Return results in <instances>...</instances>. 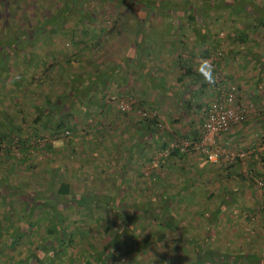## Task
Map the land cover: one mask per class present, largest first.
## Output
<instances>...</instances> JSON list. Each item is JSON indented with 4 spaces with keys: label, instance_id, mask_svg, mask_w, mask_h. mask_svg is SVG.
Returning a JSON list of instances; mask_svg holds the SVG:
<instances>
[{
    "label": "rangeland",
    "instance_id": "obj_1",
    "mask_svg": "<svg viewBox=\"0 0 264 264\" xmlns=\"http://www.w3.org/2000/svg\"><path fill=\"white\" fill-rule=\"evenodd\" d=\"M208 5H212V10L209 13H204L202 18H198L197 13L191 22L197 24L195 29L201 28L202 32L204 31L205 43L199 47L198 51H195L193 44L180 47V50L185 51L179 53V58L191 56L192 62L197 65L192 69L198 71L203 81L209 83L211 79L209 80L207 74L211 73L213 76L214 73L208 71L201 60L206 58L204 57L205 53L210 56L220 50L221 56L217 59V63L220 62L221 66L216 64L215 72L222 76L220 79L224 82L236 85L237 101L252 103L253 116H248L244 122L226 131L232 134L230 137L234 141L207 143L211 149L217 146L220 150L215 163L207 162L199 152L187 155L195 158L194 161L198 168H203L200 173L196 172V179H191V174L188 175L189 180L185 178V175L180 178L178 174L185 168L181 167L177 172L170 168L172 166L161 163L160 159L167 154L168 150L162 151L159 147L161 150L157 152V159L152 157L150 164H146V169L144 168L146 172L142 171V175L138 177L142 182L135 183L136 185L132 184L131 172L135 174L144 165L141 164V161L137 162L136 159L134 162L130 161L131 163L124 170L126 185H123L120 195L125 202L139 203V200L149 199L158 204L163 200L165 194L170 195L176 191L178 196L172 210L174 219L180 221L181 224L183 222L186 224L187 230L194 233L197 244L207 237L208 244L204 248V252L209 255V260L204 259L205 262H203L199 258L201 264H212L218 259L222 260L217 264H224L226 261L230 264V258L238 262L245 259L243 256L251 257L254 254L264 262V186L258 184L264 180V160L261 161V158H264V151L257 148L259 138L264 132V25L260 23V20L264 21V16L258 15L260 11L264 12V8L259 10L258 4L253 0H0V45H6L5 42L9 43L14 37L20 36L19 29H23L24 40H26L22 48L10 54L6 68L3 69L0 76V117L6 118L10 125L22 120V126L26 130L24 133L12 130L10 127V130H7L6 127H1L0 123V178L2 177L5 182V186L2 188H7L9 191L10 188H13L10 186L13 185L21 186L20 188L23 189L28 186L32 192L37 191L47 185V180L51 176L50 169L55 165L60 170L54 174L53 180H67L71 190L76 194L117 193L118 185L115 184V181L120 169L119 161L121 159L119 158L127 149L126 140L116 139L117 141L111 146L100 144L108 141L105 136L115 137V134H118L114 130L107 132V128L102 127L105 126V120H101L93 127L74 126V121L72 125L68 124L67 135H61L60 130L53 133V130L56 129L48 124L40 132L39 138L35 139L32 131L38 122H33L36 112L32 109V101L41 100L43 90L46 92L56 91V88H52L50 83L47 84V87L39 89L35 86L36 80L46 72L52 71L51 73L55 72L54 78L57 75L61 81L65 80L63 75L70 68L94 67L95 59L100 60L99 58H101V62L103 59V56L98 54L101 49L100 45L104 46L101 51L105 57L108 56L107 54L114 56L116 54L113 52L114 49L106 48L107 42L110 40L117 42L115 39L121 40L123 36L129 35L132 32L130 29L137 19L142 18V9L156 12L155 15L149 17V23L154 27L151 37L153 36L155 45L158 44L160 48L161 44L169 40L176 43L172 38L177 39V36L178 38L182 36L181 32H179V36L175 30L180 31L189 24L187 10L197 11L196 7ZM177 11L182 13L179 14ZM159 13L161 14L159 15ZM82 21L85 22V30L81 29ZM159 25H162L160 29L166 30L167 32H165L171 37L163 36L166 33L162 30L159 31ZM97 27H102L103 30L96 31ZM110 27H112V32H108ZM184 29L186 30L184 38L192 40L191 31L194 27L193 29L188 27ZM81 39L83 42L88 39L86 43L92 42V46L95 45V47L90 48V46H84V43L79 44L78 40ZM191 42L195 43L194 40ZM138 52V49L136 52L132 50L129 59L137 60ZM194 52L196 53L193 54ZM199 52H204V54L200 55ZM157 55L161 61L162 58H167L162 53ZM59 57L61 59L74 57L76 61H72L73 64L67 67L63 65L57 67L58 61H54ZM225 60L226 63H224ZM165 69H168V66ZM178 69L181 70L180 67ZM158 75L160 74L158 73ZM185 78L187 79L186 76ZM202 79L197 80L196 83L202 82ZM215 81L214 79L212 81L214 89ZM26 91L29 93L27 94ZM207 91L208 89L204 90V95L198 94V101L209 100ZM20 92L21 94H19ZM109 96L131 102L132 109L127 112L133 111L134 106H137L135 98L120 97L114 92H107L102 95V98L110 104L113 116H124L127 112H120L113 102L107 101ZM155 99V104L158 107L160 104L157 93ZM202 103L200 104L202 105ZM151 104L152 106H137V109L138 107L143 108L155 112L159 117L162 116L157 107L155 108L154 104ZM38 105L42 106L43 104L41 102ZM168 107H171L168 116L172 117V114L177 117L178 109L172 111L173 106L168 105ZM56 114L57 110H52L47 119L43 120L42 118L41 121L53 122ZM198 115L199 111L193 110L190 118L197 120ZM138 118L140 117L138 116ZM75 119L81 120L77 117ZM238 128L241 130L239 133L235 130ZM2 130H4V135H1ZM90 130L92 134H90ZM84 136L88 137V142H83ZM99 136H104L105 139H100V141ZM82 137L83 139H81ZM89 137L94 138L93 141ZM182 140L195 141L177 137L171 141L170 145H178L177 143ZM25 144H27L28 151L24 153L22 149ZM48 144L51 148H48ZM101 146L103 147L100 148ZM238 148L246 152L245 155L234 156L231 159L229 154L239 152ZM104 151L110 158L108 162H117V166H104L101 155ZM237 158L239 159L236 160ZM250 163L255 165L252 167L253 169L263 175L249 183L248 180L252 172ZM233 165L236 167L232 169ZM182 166L189 167V161L186 160ZM151 167L158 170L156 179L147 176V169ZM215 168H231L228 171L230 173L227 176L228 179L225 178L226 182H223L226 186L237 187L236 192L231 194L233 200L229 205H219L221 202L219 186L215 187L214 183L217 179L212 174L216 172ZM168 173L175 175L169 176ZM181 182L184 185L183 188L180 186ZM134 186L135 188H133ZM178 188L182 189L178 191ZM188 188L191 189L188 191ZM15 190L17 189L15 188ZM7 191H3L0 187V239L4 235L3 232L9 230L6 228L7 225L11 228L20 226L24 231L27 221L37 220L32 228H28L31 234L27 235L28 238L24 239L21 244L8 245L1 244L0 241V264H4L5 257L8 262L14 261L15 264L17 256L25 251L24 247L34 248L43 239L40 232L44 229V219L41 217L43 215L39 207L34 209L30 218H27L23 202L30 201L27 196L32 192L23 193L27 196H21L17 194L20 193L19 190L16 193ZM84 204L82 200H76L69 209L67 217L78 218L77 216L84 212L82 208L85 206ZM217 207L219 209L216 210ZM179 208L180 213L177 211ZM100 215L104 222L106 221L111 226L112 223L115 222L118 225L121 221L115 207L105 206L101 203L92 205L89 214H84L86 223L81 226L84 233L81 237L86 238L88 242L92 241L96 249L102 248L109 239L110 232L108 231L106 234L104 231L105 223H97V217ZM94 227L98 228V232L94 230ZM134 230L142 239L146 240L160 229L151 219L143 218L137 220ZM166 235L164 242L147 245L145 253L139 255V261H136V264L140 262L141 264L145 262L148 264H186L194 252L192 245L181 240L173 241L172 234ZM83 247L82 250L87 246ZM218 249L224 251L219 256L216 254ZM75 251L80 255L81 251L78 248ZM120 257L123 256H119V260ZM250 257H247V263L244 264H257Z\"/></svg>",
    "mask_w": 264,
    "mask_h": 264
},
{
    "label": "crops",
    "instance_id": "obj_2",
    "mask_svg": "<svg viewBox=\"0 0 264 264\" xmlns=\"http://www.w3.org/2000/svg\"><path fill=\"white\" fill-rule=\"evenodd\" d=\"M253 1L258 4L259 10L264 8L263 0ZM136 11L139 10L136 9ZM141 13L143 14L142 18L137 19L133 27L130 29V31L132 32L129 35L123 36L121 40L115 39L117 40V42L111 40L107 42L106 48H113V52L116 53L114 54V56L107 54L108 56L105 57L103 51H101L104 46L100 45L101 49L98 54L101 57L103 56V59L101 62V58H99L100 60H96L94 58V67L84 66L83 69L70 68L66 71V74L63 75L65 80L61 81H59L61 78L58 79L57 75L54 78L53 75L55 74V72H46L44 75L38 77L35 86L39 87V89H42L44 86L47 87V84L50 83L52 88H56V91L54 90L52 92H46V90H43L42 99H38L36 102L34 100L32 101V109L36 112L33 120H37V122L40 124L46 122V120L41 121L42 118L43 120L44 118L47 119L52 110H57L55 120L53 119L52 121H56L62 115L65 126L67 127H69L68 124L72 125L74 121V126L82 125L93 127L101 120H105V126L102 127L107 128V132L114 130V132L118 134H115V137L105 136V138H108L106 139L108 141L100 144L111 146L117 141L116 139H121L122 141L126 140L125 143L127 149L119 158L121 159V161H119L120 169L118 170L119 173L117 172V177L115 176L117 178L115 184L118 185L116 187V191H121L123 189V185H126L124 180V170L127 169L129 163L134 162L135 159L137 160V162L141 161V164L145 166H141L135 174L131 172L132 184H139L142 181L138 179V177L142 175V171L146 172V164H150L151 160L153 159L152 157H156L157 159V152L158 150L162 149L163 145L165 146V144H167V147H169L171 141L177 137L187 138L190 140H196V138L198 139L201 132V123L204 117V110L209 103V100L212 99V96H214L215 92V89L212 88L214 86V83L212 82L213 76L211 73H209L211 74V77L208 76L209 80L211 79L210 82H205L203 81L201 74H199L198 71L192 69L194 68V66L196 68L197 65L192 62L191 56L189 57L187 55V58L186 56L185 58H179V53L181 51H185L180 50V47H187L186 45L193 44L195 47V51H198L199 47H202V45L205 43V41L200 39L201 37L199 36V34L202 33V29H193L191 31L192 40H186L184 38V35L186 34V30L184 28L188 27L192 29L193 27H197L193 26L195 24H187L180 31L175 30L178 32V35L179 32H181L180 35H182L179 38L177 36V39L172 38V40H174V42L176 41V43H173V41L169 40L166 43L163 42L164 44H161V47L159 48L158 44L155 45L153 36L151 37V31H154V27L151 23H149V17L155 15L156 12L151 11L150 9H142ZM181 13L182 12H179V14ZM187 13H189L188 10ZM160 14L161 13H159V15ZM258 15H261L260 17H262L264 16V12L260 11ZM81 23V29L83 30L85 29V22ZM260 23L264 25V21L262 22L260 20ZM160 26L162 27V25L158 26L159 31L162 30L160 29ZM101 28L102 27H97L96 31H98V29L99 31L103 30ZM162 31L165 32L166 30ZM163 36L167 37L169 35L166 33ZM82 40L83 39H81L80 41L78 40L79 44L84 43V46H90V48L95 47V45L92 46L93 44L90 41V44L86 43L88 39H86V41L84 42ZM193 40L195 41V43L191 42ZM25 41L26 40H24L23 44L21 45L22 47L25 45ZM176 48H178L179 50H177ZM137 49L139 51L137 57L138 59H132L131 61L129 59L131 51L134 50V52H136ZM159 52L165 54L167 58H162L161 61V58H158L157 55L160 54ZM195 53L196 52H194L193 54ZM208 56L209 55L207 54L204 57L207 58ZM72 61H76L74 57H66L62 59L59 57V59L55 60L54 62H57V67L61 65L67 67L70 64H73ZM226 62L227 61L225 60L224 63ZM218 65L220 67L221 64L219 63ZM167 66L168 69H165V67ZM178 67H180L181 70L178 69ZM186 71H188L189 74H187ZM158 73L160 75H158ZM185 76L188 80L185 78ZM199 79H202V82L196 83V81ZM205 89H208L207 94L209 95V97L207 99L209 100L206 101L204 99L198 101V94L204 95ZM107 92H114L117 96L120 97L135 98L136 105L140 107H143L144 105L152 106L151 103H153L155 108L157 107V104H155V97L157 93L160 104L158 105L157 109L162 114V116H157V118L161 125L158 126V129L155 130L154 123H150L149 119L138 118V114L136 113L137 106H134V110L127 112L124 116H113L111 114L112 110L109 106L110 104L102 98V95ZM23 93L25 92L23 91ZM26 93L28 94L29 92L26 91ZM19 94H21V92ZM44 97H48L50 99V102L52 103L51 108H49L48 110H46V108H42L41 105H38L41 102H44ZM201 102H203L204 105L203 103L201 105ZM168 105L173 106L172 108L174 109L172 111L178 109L179 113L177 117L172 114V117L168 116V113L171 112V107H168ZM150 108L153 109V107ZM193 110L199 111V117H197V120H192L190 118ZM250 116L253 115L251 114ZM76 117L77 119L81 120H76ZM0 120L1 127H5L6 125L10 124L9 121L6 120V118L0 117ZM49 125L51 127L54 126L52 122H50ZM235 130H237V133L241 131L239 128ZM90 134H92L91 130ZM230 135H232L230 132H224L222 134L215 135L214 142L217 141L218 143H225L234 141L231 139ZM105 138L104 136L98 137L99 140ZM81 139H83V137ZM84 139L85 140L83 142L89 141L87 136H84ZM90 139L92 140L94 138ZM102 147L103 146H101L100 148ZM101 155L103 156L102 162L104 166H117V162H108L110 161V158L107 157L105 151L102 152ZM187 157L188 156H186L185 161H189V167H186L188 166V164H186V166H178L179 164H176L170 168H173V170L177 172L181 167L182 169L185 168L183 172L178 174V177L182 178V175H185V178L189 180L188 175L191 174V179H196V172L198 171L200 173L203 168L197 167L196 162L194 161L195 158ZM233 167H236V165H233L232 169ZM57 168L59 167L57 166ZM59 170L60 168L57 170V172ZM215 170L216 172H213L212 174H214L217 179V181L214 183L215 187L217 188V186H219V199L221 201L226 197V203L224 205H229V203L233 200L231 198V194L236 192L237 187L231 185L226 186L223 182H226L225 178L228 179L227 176L230 175L228 171H230L231 168H215ZM147 171V176L149 175V177L151 176L152 171L158 172V170L152 167L148 168ZM168 175L174 176L175 174L168 173ZM153 178L154 177H152V179ZM240 178H242V176ZM182 184L183 183L181 182L180 186L183 188L184 185ZM133 188H135V186ZM182 188H178V191ZM136 189L138 190V188ZM189 189L191 188H188L187 190L189 191ZM242 190L244 191V188H242Z\"/></svg>",
    "mask_w": 264,
    "mask_h": 264
},
{
    "label": "trees",
    "instance_id": "obj_3",
    "mask_svg": "<svg viewBox=\"0 0 264 264\" xmlns=\"http://www.w3.org/2000/svg\"><path fill=\"white\" fill-rule=\"evenodd\" d=\"M211 6L212 5L200 8L196 7L197 11H194L193 9L188 11L189 25H192L191 22L193 21V18L196 17L195 15L197 13L198 18H202L203 14L206 12L209 13V11L212 10ZM58 13L61 12L58 11ZM196 25L197 24L193 26ZM108 32H112V27L109 28ZM18 33L20 36L14 37L11 41H9V43L5 42L6 45H0V76L4 71L3 69L6 68V63L10 54L22 47L21 45L24 42L25 33H23V29H19ZM199 36L202 40L206 39L204 31L200 33ZM203 54L204 52L200 53V55ZM219 63L220 62H218V64ZM186 73L189 74L188 71H186ZM210 75L211 74L209 73L207 74V76ZM42 104V108H46V110H48L52 106V103L50 102V99L48 97H44V102H42ZM62 117L63 116L61 115L59 119L52 122L54 125L53 128L56 129L53 130V133H56V131L59 132V130L61 132L65 131L66 129L69 130V127L65 126ZM143 119H149L150 123H154L155 130L158 129V126L156 125V122L154 120L155 118ZM33 122L36 123L37 120L35 121L34 119ZM16 124H9L10 126L6 125L5 127L7 128V130H10V128H12V130H16L19 133H21V131L23 133L26 132V130L22 126V120L19 123L17 122ZM48 124V121H46L45 123L43 122L42 124L37 123L36 128H33L32 131L35 139L39 138L40 132L43 131V129H45ZM1 135H4V130L1 131ZM198 139L196 138L195 141H198ZM26 146L27 144H25V146L23 145L22 151L24 150V153L28 151ZM47 146L48 148H51L49 144ZM164 150H168V152L162 159H160V162L169 166H173L176 164H179L178 166H182L185 163L186 156L189 154L180 151V148L177 145L169 148L167 147V144H165V146L163 145L162 147V151ZM263 160L264 158H261L262 162ZM160 162L159 164L162 165ZM249 166L251 167L250 169L252 171L250 175L251 177L248 180L250 183V181L257 179L259 176H262L263 173L258 172L256 169H253L252 167H255L253 163H250ZM58 169L59 168H57V166L55 165L51 167V176H49V180H47V185L41 189H37V191L35 190L34 192H32L31 188H29L28 186L27 188L23 189L20 188L21 186L15 185L10 186L13 188H10L9 191H7V188H2L3 186H5V182L4 180H2V177L0 178V187L3 191H7L8 193H16L17 190H19L20 193L17 194L21 196L24 195L23 193L29 191L32 192V194H29L28 196L27 194L24 195L27 196V199L30 198V201L27 200L25 203L23 202L27 218H30L34 209L39 207L43 215L41 217L44 219V229L40 232L43 239L34 248L24 247L25 251L17 256L15 264H136V261H139V255H143L145 253L147 245H152L156 242H164V239L167 236L166 234H172L173 241L181 240L192 245L194 252L192 255H190V259L188 260V262H186V264H201L200 259H202L203 262H205V260H209V255L204 252V248L208 244L207 237L202 239L200 244H197V239L194 233L189 231V229L187 230L186 224H184V222L183 224H181L180 221L174 219L175 216L172 210L173 204H175L176 198L178 196V193L176 191L170 195L165 194L163 196V200L158 204L150 201L149 199L139 200V203L125 202L123 201L122 195H120V191H117V193L114 194H105L100 192H93L91 194H76L71 190L67 180H53L54 174ZM157 176L158 172H151V177H154L156 179ZM15 188L17 190H15ZM78 199L82 200L85 203V206L82 207L84 212L80 213L81 215L77 216L78 218L72 216L67 217L69 209L75 204V201ZM96 203H101L105 206L111 205L115 207L118 211L119 220L121 219L118 225H116L114 222L111 226L110 224H107L106 221L104 222L102 215H100L101 218L97 217V223H105L104 231L106 232V234H108V231H110L109 239L100 249H96L95 244L92 241L88 242L86 238L81 237L84 234L81 226L82 224L86 223L84 221V214L88 215L92 209V205ZM225 203L226 197L225 199L223 198L221 200L219 205H224ZM217 209H219V207H217L216 210ZM177 211L178 213H180V208ZM143 218L151 219L155 224H157L158 228L160 229L158 232L154 233V235L149 236L146 240L142 239L137 233L134 232V227L137 225V220ZM35 220L32 222H30V220L27 221L24 231L21 230L22 227L20 226L11 228V226L9 227V225H7L6 228H8L9 230H4V235L0 239L1 244H21L24 239L28 238L27 235L31 234L28 228H32V225L37 222V220ZM94 230L97 231L98 228L94 227ZM9 234L11 236H8ZM85 245L87 247L82 250L81 248H84L83 246ZM77 248L81 251L80 255L75 251V249ZM222 252L224 251L218 249L216 254H218L219 256L220 254H222ZM119 256L123 257H120L119 260ZM243 257L245 259L238 262H235L230 258L229 262L230 264H244L245 262L247 263V257L249 258L250 256L245 255ZM250 258H252L253 261L257 264H264V262H262L263 259H259V257L257 258V255L255 254ZM174 259L176 258L174 257ZM221 260L218 259V261H215V263L212 264H217V262L220 263ZM6 261L7 260L5 257L3 262L4 264H14V261L12 263ZM138 264H141V262ZM142 264H148V262ZM224 264H228L227 261Z\"/></svg>",
    "mask_w": 264,
    "mask_h": 264
},
{
    "label": "built area",
    "instance_id": "obj_4",
    "mask_svg": "<svg viewBox=\"0 0 264 264\" xmlns=\"http://www.w3.org/2000/svg\"><path fill=\"white\" fill-rule=\"evenodd\" d=\"M221 56V51L217 50L209 57L201 60L204 63L208 71L214 73L213 79L215 81V92L212 99L206 106L204 118L201 123V132L198 141L182 140L177 143L180 151L186 153L199 152L204 156L205 160L210 163L217 161L220 150L217 146L214 148L208 147V142H214V136L226 132L231 127L240 124L246 120L248 116L253 113V105L251 102H239L237 101V87L229 82H224L220 79L219 73H216V61ZM107 101L113 102L116 108L120 112H127L132 109L131 102L123 99H117L114 96H109ZM140 118H155L157 126H160L157 114L153 111H148L143 108L136 110ZM68 131L65 130L61 135H67ZM257 148L264 151V132L259 138ZM170 147H173L170 145ZM217 147V148H216ZM246 152L239 151L236 153H230L231 159L234 156H243ZM228 157V156H227ZM260 186H264V182H258Z\"/></svg>",
    "mask_w": 264,
    "mask_h": 264
}]
</instances>
